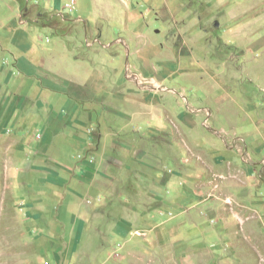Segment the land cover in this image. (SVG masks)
<instances>
[{
    "label": "rangeland",
    "instance_id": "374dc122",
    "mask_svg": "<svg viewBox=\"0 0 264 264\" xmlns=\"http://www.w3.org/2000/svg\"><path fill=\"white\" fill-rule=\"evenodd\" d=\"M114 1L136 18L128 30L114 28L104 13L98 21L76 18L73 1L68 12L27 8L24 20L44 43L61 41L56 45L75 60L102 71L105 104L93 109H117L120 127L134 132L121 136L135 144L130 158L151 161L135 165L151 184L133 190L135 216L120 209L123 228L110 192L88 221L69 228L64 216L24 205L36 199L29 188L39 185L37 178L3 174L0 264H264L263 230L254 223L245 233L225 229L218 205L209 210L221 221L212 220L215 228L195 247V161L258 163L264 186V0ZM111 97L119 102L112 105ZM13 98L0 94V130ZM93 128L98 135V125ZM126 165L121 161L120 168ZM104 184L110 188L111 179Z\"/></svg>",
    "mask_w": 264,
    "mask_h": 264
},
{
    "label": "crops",
    "instance_id": "0c3cea01",
    "mask_svg": "<svg viewBox=\"0 0 264 264\" xmlns=\"http://www.w3.org/2000/svg\"><path fill=\"white\" fill-rule=\"evenodd\" d=\"M72 1V14L78 19L98 21L104 13L114 28L123 25L128 30L136 23V18L127 17L114 0H0V94L14 97L0 130V176L9 173L16 178H37L39 185L29 188L36 199L24 205L37 214L64 216L69 228H75L79 219L88 221L110 192L112 214L117 227L123 228L120 209L135 216L132 192L151 184L148 172L137 175L135 165L145 168L151 161L136 164L130 158L135 144L129 136L125 140L121 136L134 132L120 127L117 109L111 106L106 114L93 109L105 104L102 71L75 60L65 45H56L61 41L44 43L39 29L24 20L27 8L68 12ZM114 102H119L118 97H111L110 103ZM103 117L113 119V123L107 124ZM14 119L15 125L9 129ZM89 124L98 125V135L96 127ZM121 161L127 163L124 169ZM109 165L111 174L107 172ZM257 166L248 161H195V247L203 244L201 235L206 239L207 231L215 228L211 221L220 220L221 214L217 218L216 212L209 210L211 204L224 211L225 229L245 233L254 223L264 232V186L256 176ZM179 177L176 183L183 181ZM107 178L111 179L110 188L104 184ZM167 178L160 181L166 183ZM166 194L165 185L159 196ZM126 222L131 228L132 222ZM156 228L163 226L156 224Z\"/></svg>",
    "mask_w": 264,
    "mask_h": 264
}]
</instances>
